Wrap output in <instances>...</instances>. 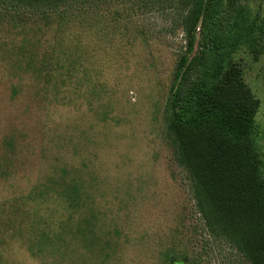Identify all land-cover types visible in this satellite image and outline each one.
Returning <instances> with one entry per match:
<instances>
[{
    "label": "rangeland",
    "instance_id": "1",
    "mask_svg": "<svg viewBox=\"0 0 264 264\" xmlns=\"http://www.w3.org/2000/svg\"><path fill=\"white\" fill-rule=\"evenodd\" d=\"M142 1L104 0L98 20L92 10L68 30L66 14L49 15L60 26L25 11L13 29L0 22V264H250L194 208L166 134L184 35L176 13ZM248 6L264 26V0ZM8 32L26 41L7 54ZM261 45L234 60L258 100L251 136L264 176ZM66 48L79 86L62 76Z\"/></svg>",
    "mask_w": 264,
    "mask_h": 264
},
{
    "label": "trees",
    "instance_id": "2",
    "mask_svg": "<svg viewBox=\"0 0 264 264\" xmlns=\"http://www.w3.org/2000/svg\"><path fill=\"white\" fill-rule=\"evenodd\" d=\"M113 1L107 0V7ZM137 1L144 6L142 0ZM144 1L176 13L184 35L183 51L174 64L175 86L166 134L187 173L194 208L208 234L223 239L250 264H264V176L251 136L258 100L234 60V53L242 46L254 56L262 51L264 26L260 17L248 6L251 0ZM101 2L104 0H0V22L13 29V18L25 11L60 26L62 22L54 23L58 19L52 20L49 15L62 19L66 14L68 30L73 27L71 20L82 24V15L89 11L94 10L98 20ZM25 41L23 37L17 44L8 32L2 47L8 54L20 50ZM76 47L67 48L77 55ZM67 48L66 75L62 76L66 84L73 80L79 86L78 60L71 58ZM27 65L32 68L31 63ZM57 71L56 65L50 67L51 73ZM41 73L29 77L36 82ZM56 76L47 73L45 81L50 85V79L57 80ZM50 91L52 86L43 87L47 97ZM13 230L20 236L18 224ZM170 263L183 264L175 258Z\"/></svg>",
    "mask_w": 264,
    "mask_h": 264
}]
</instances>
